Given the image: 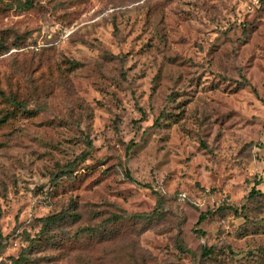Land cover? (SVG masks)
<instances>
[{
  "label": "rangeland",
  "instance_id": "rangeland-1",
  "mask_svg": "<svg viewBox=\"0 0 264 264\" xmlns=\"http://www.w3.org/2000/svg\"><path fill=\"white\" fill-rule=\"evenodd\" d=\"M0 231V264H264V0H0Z\"/></svg>",
  "mask_w": 264,
  "mask_h": 264
},
{
  "label": "trees",
  "instance_id": "trees-1",
  "mask_svg": "<svg viewBox=\"0 0 264 264\" xmlns=\"http://www.w3.org/2000/svg\"><path fill=\"white\" fill-rule=\"evenodd\" d=\"M27 3H29V1H27ZM87 152L86 153H83L80 158H84L86 156ZM128 176H129V173H128ZM53 218H48V220H52ZM205 220V215H201L200 217V223L203 222ZM2 241H3V236L1 234V231H0V245L2 244ZM1 247V246H0ZM11 264H27V262L25 260H23V258L19 257L17 259H13Z\"/></svg>",
  "mask_w": 264,
  "mask_h": 264
}]
</instances>
